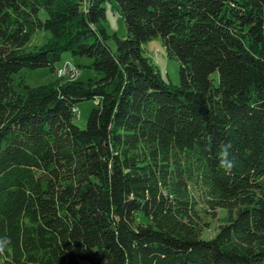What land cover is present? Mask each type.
<instances>
[{
	"label": "trees",
	"instance_id": "1",
	"mask_svg": "<svg viewBox=\"0 0 264 264\" xmlns=\"http://www.w3.org/2000/svg\"><path fill=\"white\" fill-rule=\"evenodd\" d=\"M106 1L0 0V264H264V0H116L114 47ZM65 53L102 77L16 84ZM200 203L225 211L212 239Z\"/></svg>",
	"mask_w": 264,
	"mask_h": 264
},
{
	"label": "rangeland",
	"instance_id": "2",
	"mask_svg": "<svg viewBox=\"0 0 264 264\" xmlns=\"http://www.w3.org/2000/svg\"><path fill=\"white\" fill-rule=\"evenodd\" d=\"M105 8V26L107 33L110 36L109 44L114 47L115 41L113 36L116 34L119 38L124 39L127 36L125 20L121 14V9L119 8L116 0H108L104 3ZM40 18L45 20L47 18V13L42 11L40 13ZM51 33L47 31H38L31 39V41L26 46L25 50L27 52H35L47 46L51 40ZM144 54L149 57V59L156 66L158 73L161 78L167 83L174 86H179L180 80V64L175 59H170L167 56L166 47L163 40L160 37L153 38L143 46ZM67 63L75 66L79 72L78 78L76 79L80 84H86L90 79L101 78L102 75L92 68V60L87 57H73L69 53H65L62 56V60L57 63L56 71L53 73L50 68H40V69H22L16 75H14L16 84L22 82L24 88H34L41 85H47L54 83L56 81H68L69 78L65 76V73H56L58 69L64 68ZM64 70H69V67ZM71 77V76H70ZM218 79L219 74L216 73L213 76ZM75 80V81H76ZM97 106L95 100L84 101L78 104V112L74 117V123L81 129H85L87 126V121L90 116L91 111ZM199 212L206 222L210 224L209 228L203 233L204 239H212L218 233L220 227L223 225V219L225 217V211L217 210L215 216L213 217L211 211L203 204H199ZM146 218L143 215L139 216L138 222H145Z\"/></svg>",
	"mask_w": 264,
	"mask_h": 264
},
{
	"label": "built area",
	"instance_id": "3",
	"mask_svg": "<svg viewBox=\"0 0 264 264\" xmlns=\"http://www.w3.org/2000/svg\"><path fill=\"white\" fill-rule=\"evenodd\" d=\"M66 65H68L69 67V76H73V75H78L79 72L77 70V68L73 65H71L70 63H67ZM77 112H78V109H76Z\"/></svg>",
	"mask_w": 264,
	"mask_h": 264
},
{
	"label": "bare ground",
	"instance_id": "4",
	"mask_svg": "<svg viewBox=\"0 0 264 264\" xmlns=\"http://www.w3.org/2000/svg\"><path fill=\"white\" fill-rule=\"evenodd\" d=\"M58 73H65L66 75H69V70H64V71H61V70H59V72ZM76 76H78V75H73V76H71V77H73V78H75Z\"/></svg>",
	"mask_w": 264,
	"mask_h": 264
}]
</instances>
